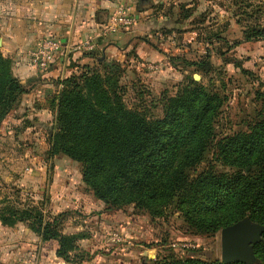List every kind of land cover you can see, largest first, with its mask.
<instances>
[{"label": "trees", "instance_id": "16d2710c", "mask_svg": "<svg viewBox=\"0 0 264 264\" xmlns=\"http://www.w3.org/2000/svg\"><path fill=\"white\" fill-rule=\"evenodd\" d=\"M243 34L246 41L259 39L264 29L252 26ZM11 64L0 52V121L26 92ZM119 67V61L102 60L93 66L78 65L55 80L59 89L50 99L55 129L42 157L61 154L80 163L83 184L106 210L132 205L156 218L173 206L188 230L205 237L247 217L263 227V241L253 251L257 264H264V86L258 92L257 118L215 144L214 161L232 170L217 172L210 164L192 175L214 139L223 96L191 80L165 99L162 116L154 118L126 105ZM21 221L29 222L43 243H55L57 257L71 261L69 253L76 248L78 235L62 234L58 217L36 207L0 208L2 225L12 227ZM188 249L176 247L179 256L144 257L142 264H247L184 254Z\"/></svg>", "mask_w": 264, "mask_h": 264}, {"label": "rangeland", "instance_id": "374dc122", "mask_svg": "<svg viewBox=\"0 0 264 264\" xmlns=\"http://www.w3.org/2000/svg\"><path fill=\"white\" fill-rule=\"evenodd\" d=\"M155 2L156 15L162 19L158 20V35L152 31L151 36L161 59L144 60L132 51L122 56L118 73L124 102L158 118L165 99L191 80L217 91L223 103L215 118L214 139L191 174L210 164L217 172H230L232 169L214 161L215 144L245 130L260 110L264 35L246 41L243 31L252 26L264 29V0ZM19 102L20 97L13 111ZM54 129L55 116L43 134L40 148L32 143V135L12 133L11 140H0V208L36 207L51 218L58 217L62 234L78 235L76 248L69 253L71 261L57 257L50 243L41 242L29 222L21 221L12 228L0 227V264H86L85 259H90L87 264H142L144 257L150 260L155 256H179L176 247L189 248L184 254L213 255L221 260L222 228L212 236L194 234L173 206L162 217L151 218L132 205L123 210H106L104 205L91 202L94 197L81 180L80 163L61 154L42 157L50 147ZM55 164L62 167L55 186L61 192H70L69 198L73 196L70 190L75 188L82 195L74 206L60 210L53 209L49 193ZM116 232L125 237L114 240L112 234ZM245 263L257 264L258 260Z\"/></svg>", "mask_w": 264, "mask_h": 264}, {"label": "crops", "instance_id": "0c3cea01", "mask_svg": "<svg viewBox=\"0 0 264 264\" xmlns=\"http://www.w3.org/2000/svg\"><path fill=\"white\" fill-rule=\"evenodd\" d=\"M155 1L0 0V51L11 59L12 71L26 89L17 108L1 121L0 140H11L12 133L24 137L32 135L35 147H43V134L55 116L50 103L59 89L55 80L66 77L76 66H93L102 60L120 62L122 56L131 51L144 60L161 59L151 36L152 31L158 35L156 30L162 19L156 15ZM120 5L135 16L133 26H111L115 10ZM42 38L59 40L62 45L45 70L37 69L29 59L30 50ZM35 156L41 158L38 154ZM61 168L55 166L49 192L52 207L58 210L74 206L82 197L76 188L70 190L73 196L69 198L70 192H61L55 186ZM64 176H68L67 173ZM78 182L82 183L81 180ZM90 201L103 206L96 198ZM0 227L8 228L1 222ZM45 243H50L54 251L55 243Z\"/></svg>", "mask_w": 264, "mask_h": 264}, {"label": "water", "instance_id": "95a60500", "mask_svg": "<svg viewBox=\"0 0 264 264\" xmlns=\"http://www.w3.org/2000/svg\"><path fill=\"white\" fill-rule=\"evenodd\" d=\"M263 227L245 217L221 229V261L247 262L254 259L253 247L261 242Z\"/></svg>", "mask_w": 264, "mask_h": 264}, {"label": "built area", "instance_id": "2783aa9c", "mask_svg": "<svg viewBox=\"0 0 264 264\" xmlns=\"http://www.w3.org/2000/svg\"><path fill=\"white\" fill-rule=\"evenodd\" d=\"M136 22L135 16L128 10L125 6L120 5L116 8L114 17L111 20V26H133ZM62 45L59 40L52 38H42L40 39L36 46L30 50L29 59L33 66L39 70H45L54 54H56ZM113 239L116 241H121L123 238L116 234H112Z\"/></svg>", "mask_w": 264, "mask_h": 264}]
</instances>
